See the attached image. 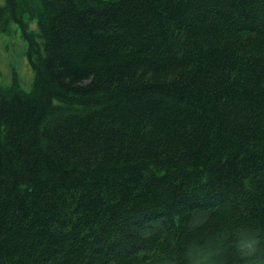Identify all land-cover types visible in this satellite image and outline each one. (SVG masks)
<instances>
[{
    "label": "trees",
    "instance_id": "16d2710c",
    "mask_svg": "<svg viewBox=\"0 0 264 264\" xmlns=\"http://www.w3.org/2000/svg\"><path fill=\"white\" fill-rule=\"evenodd\" d=\"M11 21L33 78L0 82V264H264V0H4Z\"/></svg>",
    "mask_w": 264,
    "mask_h": 264
},
{
    "label": "rangeland",
    "instance_id": "374dc122",
    "mask_svg": "<svg viewBox=\"0 0 264 264\" xmlns=\"http://www.w3.org/2000/svg\"><path fill=\"white\" fill-rule=\"evenodd\" d=\"M4 0H0V5ZM27 29L34 30L35 21L26 20ZM27 40L21 32L20 25L11 21L7 29L0 30V82L9 84L12 71L17 72V79L22 89H29L33 72L29 59L26 55Z\"/></svg>",
    "mask_w": 264,
    "mask_h": 264
}]
</instances>
